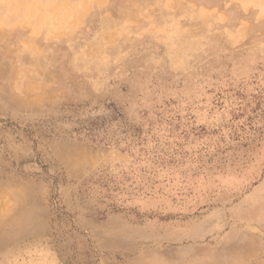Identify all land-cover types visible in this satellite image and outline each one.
<instances>
[{
	"label": "clouds",
	"instance_id": "clouds-1",
	"mask_svg": "<svg viewBox=\"0 0 264 264\" xmlns=\"http://www.w3.org/2000/svg\"><path fill=\"white\" fill-rule=\"evenodd\" d=\"M60 6L0 0V264H264V0ZM54 22L115 103L110 76L14 82L7 53Z\"/></svg>",
	"mask_w": 264,
	"mask_h": 264
},
{
	"label": "rangeland",
	"instance_id": "rangeland-1",
	"mask_svg": "<svg viewBox=\"0 0 264 264\" xmlns=\"http://www.w3.org/2000/svg\"><path fill=\"white\" fill-rule=\"evenodd\" d=\"M12 2L18 5H26L31 0H12ZM56 2L61 6L56 8L54 12L59 15L61 21L70 20L76 14L73 0H56ZM34 12L35 9L19 7L13 12V16L19 19ZM3 19L4 14L0 12V21ZM13 24L14 21L10 19L4 22V27L11 30ZM90 39L91 36L87 34L70 36L59 31L56 22H54L49 31H42L35 37L17 42L11 52L7 53L8 59L5 63L8 65V72L12 75L14 82L21 87L29 79L60 77L69 72L77 77H86L92 80L102 76H110L111 79L108 83L111 86L113 102L115 103L119 99V94L126 91L121 75L116 73L114 69H110L105 63L91 58V46L86 47ZM116 55L118 52L109 53V57L113 61H115ZM4 56L5 53H0V60H4ZM34 162L39 166V161ZM65 243L67 248L72 250L75 248L77 240L69 234Z\"/></svg>",
	"mask_w": 264,
	"mask_h": 264
}]
</instances>
